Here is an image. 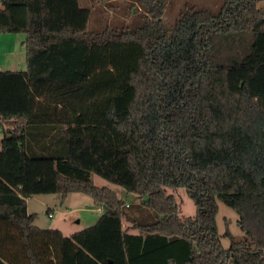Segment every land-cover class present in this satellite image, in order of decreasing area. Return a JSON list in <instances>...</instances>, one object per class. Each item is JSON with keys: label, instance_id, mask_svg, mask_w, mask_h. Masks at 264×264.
Wrapping results in <instances>:
<instances>
[{"label": "trees", "instance_id": "trees-1", "mask_svg": "<svg viewBox=\"0 0 264 264\" xmlns=\"http://www.w3.org/2000/svg\"><path fill=\"white\" fill-rule=\"evenodd\" d=\"M138 1L139 26L96 32L80 0H0L27 64L0 71V264H264V0L187 4L171 26V0ZM182 187L194 218L166 193ZM72 193L103 208L94 226L35 225L28 198ZM218 200L245 234L228 249Z\"/></svg>", "mask_w": 264, "mask_h": 264}, {"label": "rangeland", "instance_id": "rangeland-1", "mask_svg": "<svg viewBox=\"0 0 264 264\" xmlns=\"http://www.w3.org/2000/svg\"><path fill=\"white\" fill-rule=\"evenodd\" d=\"M225 0H171L166 8L164 16L168 26L173 25L179 12L185 5H195L205 7L212 13L217 14L221 10ZM81 6L89 8L92 16L89 22V30L101 32L108 27L112 28H135L139 26L144 19L145 11L138 0H80ZM259 8L264 9V1L259 3ZM7 37L25 38V34H2L0 35V71H23L26 70V52L25 47L18 40H5ZM2 52V53H1ZM7 52L8 54H4ZM15 122L11 120H1L0 122V140L4 133L13 130ZM93 180L98 187H107L114 190L119 199L129 204L131 208H126L125 212L136 214L140 199L135 194H127L126 191L101 177L94 175ZM166 193L175 196L179 216L181 219L194 218L197 213V207L194 200L189 196L186 188H166ZM55 194L35 195L30 201V210L37 214L35 225L40 228H60L64 235L69 236L75 232L92 227L98 221L101 213L93 200L80 193H72L67 196L64 202ZM219 211L216 217L218 233L221 236V242L224 248L228 249L231 245L230 237L225 234L229 230L234 238L243 240L245 234L238 225V213L223 201L218 200ZM51 212L52 217L49 216ZM144 219L143 222H146ZM125 227H129V222L124 219ZM55 226V227H53ZM138 234V231H131Z\"/></svg>", "mask_w": 264, "mask_h": 264}, {"label": "crops", "instance_id": "crops-1", "mask_svg": "<svg viewBox=\"0 0 264 264\" xmlns=\"http://www.w3.org/2000/svg\"><path fill=\"white\" fill-rule=\"evenodd\" d=\"M1 38H2V37H1ZM1 38H0V40H1ZM4 38H6L5 40H9V41H10V40H11V41H13V40H14V41H15V40L21 41V44H23V42L26 40V37H25V38H23V37H22V38H21V37L19 38V37H18V39H17L16 37H7V35H6ZM1 53H2V52H1ZM3 53H4V54H8L7 52H3ZM0 57H1V56H0ZM0 122H1V121H0ZM32 198H33V197L27 199V209H28V213H29V214H31V213H35V212H32V210H30V205H29V204H30V201L32 200ZM53 210H54V209H53ZM53 210H51V208H50V211H51L52 213H54ZM38 227H39V226H38ZM53 227H55V226H53ZM39 228H40V227H39ZM43 229H56V228H43ZM57 229L60 230V231L62 232V230H61L60 228H57ZM62 233H63V232H62ZM63 234H64V233H63ZM70 235H72V234H70ZM70 235H69V236H70ZM65 236H66V235H65Z\"/></svg>", "mask_w": 264, "mask_h": 264}, {"label": "built area", "instance_id": "built-area-1", "mask_svg": "<svg viewBox=\"0 0 264 264\" xmlns=\"http://www.w3.org/2000/svg\"><path fill=\"white\" fill-rule=\"evenodd\" d=\"M103 211V208H99V212H102ZM50 217H52V215H50Z\"/></svg>", "mask_w": 264, "mask_h": 264}]
</instances>
